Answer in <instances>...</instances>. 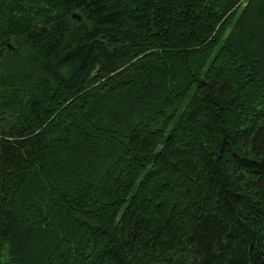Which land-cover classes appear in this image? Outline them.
<instances>
[{
	"label": "trees",
	"instance_id": "obj_1",
	"mask_svg": "<svg viewBox=\"0 0 264 264\" xmlns=\"http://www.w3.org/2000/svg\"><path fill=\"white\" fill-rule=\"evenodd\" d=\"M0 264H264V0H0Z\"/></svg>",
	"mask_w": 264,
	"mask_h": 264
},
{
	"label": "water",
	"instance_id": "obj_2",
	"mask_svg": "<svg viewBox=\"0 0 264 264\" xmlns=\"http://www.w3.org/2000/svg\"><path fill=\"white\" fill-rule=\"evenodd\" d=\"M73 16H74V18H77L78 20H81V16L80 15H77V14L74 13ZM44 31H46V29Z\"/></svg>",
	"mask_w": 264,
	"mask_h": 264
}]
</instances>
